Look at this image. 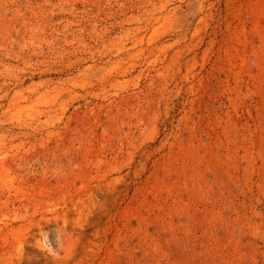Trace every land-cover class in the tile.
Here are the masks:
<instances>
[{
	"label": "rangeland",
	"instance_id": "obj_1",
	"mask_svg": "<svg viewBox=\"0 0 264 264\" xmlns=\"http://www.w3.org/2000/svg\"><path fill=\"white\" fill-rule=\"evenodd\" d=\"M0 264H264V0H0Z\"/></svg>",
	"mask_w": 264,
	"mask_h": 264
}]
</instances>
